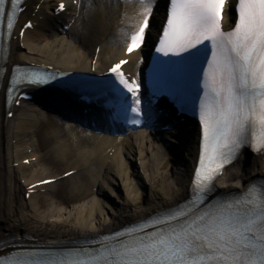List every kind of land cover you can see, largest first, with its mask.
<instances>
[{
  "label": "snow or ice",
  "instance_id": "obj_1",
  "mask_svg": "<svg viewBox=\"0 0 264 264\" xmlns=\"http://www.w3.org/2000/svg\"><path fill=\"white\" fill-rule=\"evenodd\" d=\"M133 2L138 7L134 23L120 34L126 53L147 47L155 29V51L169 59L154 61V71L161 74L154 96L167 94L180 111L198 115L199 154L188 197L115 231L59 248L26 247L13 242L19 237L2 238L0 264H264V179L239 193L215 195L218 178L241 149L264 154V0H167L160 28L158 0ZM25 3L0 0V60L5 63L6 41ZM226 18L232 19L228 29ZM128 62L114 63L113 79L100 85L113 97V118L140 125L153 113L145 112L139 78L121 70ZM3 79H8L11 109L22 88L46 86L56 75L16 66L10 72L0 68ZM192 79L195 93L189 98L186 85Z\"/></svg>",
  "mask_w": 264,
  "mask_h": 264
},
{
  "label": "bare ground",
  "instance_id": "obj_2",
  "mask_svg": "<svg viewBox=\"0 0 264 264\" xmlns=\"http://www.w3.org/2000/svg\"><path fill=\"white\" fill-rule=\"evenodd\" d=\"M75 1L32 0L22 18L31 19L36 26L27 31L23 42L14 43L11 60L45 63L66 71L89 72L94 68L105 72L111 63L123 58L121 29L127 30L134 23L138 7L117 0H79V6ZM60 2H66L67 10L56 16L54 9ZM37 4L41 6L35 13ZM158 5L156 28L160 2ZM61 22L70 24L68 32L61 31ZM225 23L230 27L232 19L226 18ZM144 55L142 49L130 57L126 69L133 75L143 65ZM48 107L55 111H48ZM72 108L78 107L65 100H44L25 103L15 108L11 120L2 119L0 239L7 233L30 234L45 243L97 236L188 197L199 154L198 127L141 129L128 136L99 134L77 126L83 118L60 122L64 111L73 117ZM27 159L33 160L29 166L23 163ZM62 165L69 167L63 174L75 173L66 179L58 178L62 174L48 176L53 167ZM259 176H264V154L246 152L236 166L226 170L217 186L222 191H239ZM50 178L58 180L36 188L31 198L25 199L27 186ZM63 183L69 185L70 205L58 198L57 190Z\"/></svg>",
  "mask_w": 264,
  "mask_h": 264
},
{
  "label": "rangeland",
  "instance_id": "obj_3",
  "mask_svg": "<svg viewBox=\"0 0 264 264\" xmlns=\"http://www.w3.org/2000/svg\"><path fill=\"white\" fill-rule=\"evenodd\" d=\"M40 135V134H39ZM40 149H41V147H40ZM42 150V152H45L46 151V149H45V147H43V149H41ZM174 163V161L173 160H171V163ZM176 163V162H175ZM67 169H69V167H65V166H59V167H53L52 169H51V171L49 172V174H48V176L49 177H54V176H57V175H60V174H62V173H64ZM170 176H168L167 178H165L166 180H169L170 178H169ZM68 188H69V185L68 184H65V183H63V184H61L60 186H59V188H58V190H57V193H58V198H59V200H60V202H62V203H65L66 205H70L71 203H72V199L70 198L71 196H69V194H68ZM110 201V200H109ZM111 204H115V202L114 201H111ZM42 205L43 206H46V203L43 201L42 202ZM66 224H68V222L67 221H64Z\"/></svg>",
  "mask_w": 264,
  "mask_h": 264
}]
</instances>
